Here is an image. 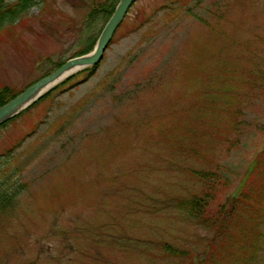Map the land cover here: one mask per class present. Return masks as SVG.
<instances>
[{
    "label": "rangeland",
    "instance_id": "rangeland-1",
    "mask_svg": "<svg viewBox=\"0 0 264 264\" xmlns=\"http://www.w3.org/2000/svg\"><path fill=\"white\" fill-rule=\"evenodd\" d=\"M97 1L34 0L0 24V86L24 90L80 51ZM87 73L0 128V180L22 185L0 264H186L162 242L194 264H264V196L258 227L243 214L247 235L216 249L174 204L201 189L188 167L235 193L264 147V0H136Z\"/></svg>",
    "mask_w": 264,
    "mask_h": 264
},
{
    "label": "trees",
    "instance_id": "trees-1",
    "mask_svg": "<svg viewBox=\"0 0 264 264\" xmlns=\"http://www.w3.org/2000/svg\"><path fill=\"white\" fill-rule=\"evenodd\" d=\"M33 1L34 0H0V24L12 21L24 15L31 7ZM118 1L119 0H104L92 3L87 15L84 17V26L92 29V31L90 34L88 33V35H85L86 43L84 47L73 56L87 53L92 49L105 24L104 23L100 28H96L94 31L96 22L98 20L106 22L113 13ZM64 61L65 60H61L56 63L54 68L47 71L44 75L49 74ZM94 70L95 67L85 68L70 75L64 81L48 90L29 107L49 96L52 91L61 87L75 76L82 74L83 72H88L86 75L88 77ZM22 90H16L7 85L0 86V106L14 98ZM13 118L14 117L1 123L0 128L4 127ZM188 150L194 151V154L197 152L196 147L192 146L189 147ZM260 169H262V171H260ZM188 172L192 178L201 184V189L189 197L177 199L174 204L178 209L187 213L193 221L200 224L206 230L213 232V235L207 241V249L213 244L214 240H216V249L218 245L220 246L224 240L229 239L233 234L239 235L243 238L244 235H247L244 232L243 226L246 222L250 224V228L253 227L252 229L258 227L257 223L264 196V147L251 161L243 179L239 183L238 190L235 193L227 194L229 180L222 176L217 169L203 170L188 167ZM251 173H256L259 184L256 185L253 183V186L251 185L249 187L246 185V182ZM11 180L12 179L9 176L0 180V218L14 205L16 197L22 190L21 184L17 183L15 180ZM243 214L246 215V222L240 224V219H244V217H242ZM160 246L162 252L170 258L182 261L186 264H194L195 262L190 256L191 253L186 249L174 247L165 242H162ZM215 249L210 251L211 256L215 252Z\"/></svg>",
    "mask_w": 264,
    "mask_h": 264
},
{
    "label": "water",
    "instance_id": "water-1",
    "mask_svg": "<svg viewBox=\"0 0 264 264\" xmlns=\"http://www.w3.org/2000/svg\"><path fill=\"white\" fill-rule=\"evenodd\" d=\"M135 1L136 0L118 1L112 15L109 17L103 29L101 30L97 38V41L94 45V48L90 52L67 59L58 68H56L49 74L41 77L40 79L29 85L27 88H25L23 91H21L19 94H17L14 98L9 100L5 104L1 105L0 124L19 114L31 103H33L39 97H41L46 91H48L56 84L62 82L68 76L82 69L90 68L98 65L100 61L103 59L104 53L112 41L114 32L116 31L117 27L120 25L122 20L124 19L126 13L128 12V9L132 6V4ZM68 72L71 73L65 76L63 79L59 80L62 76H64ZM50 84L53 85L49 87L44 93H41L35 99H32L41 90H43L45 87L49 86ZM29 101H31V103H28Z\"/></svg>",
    "mask_w": 264,
    "mask_h": 264
},
{
    "label": "bare ground",
    "instance_id": "bare-ground-1",
    "mask_svg": "<svg viewBox=\"0 0 264 264\" xmlns=\"http://www.w3.org/2000/svg\"><path fill=\"white\" fill-rule=\"evenodd\" d=\"M71 72H68V73H66L64 76H62L59 80H61V79H63L65 76H67L68 74H70ZM58 80V81H59ZM54 84V83H53ZM53 84H50L49 86H47V87H45L43 90H41L34 98H32V99H35L38 95H40L41 93H44L49 87H51ZM32 101V100H31ZM31 101H29L28 103H31ZM27 103V104H28ZM26 104V105H27ZM25 106V105H24Z\"/></svg>",
    "mask_w": 264,
    "mask_h": 264
}]
</instances>
